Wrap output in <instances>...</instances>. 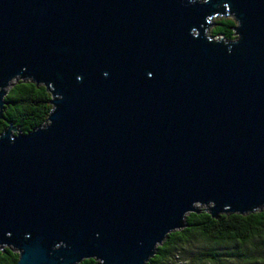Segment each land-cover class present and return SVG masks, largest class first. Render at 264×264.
<instances>
[{
    "label": "water",
    "instance_id": "95a60500",
    "mask_svg": "<svg viewBox=\"0 0 264 264\" xmlns=\"http://www.w3.org/2000/svg\"><path fill=\"white\" fill-rule=\"evenodd\" d=\"M17 78L50 108L0 133L15 264H145L199 205H264V0H0V106Z\"/></svg>",
    "mask_w": 264,
    "mask_h": 264
},
{
    "label": "trees",
    "instance_id": "16d2710c",
    "mask_svg": "<svg viewBox=\"0 0 264 264\" xmlns=\"http://www.w3.org/2000/svg\"><path fill=\"white\" fill-rule=\"evenodd\" d=\"M207 32L212 39L235 36L231 14H216ZM2 96L0 132L10 122L27 131L44 122L50 93L29 78L12 79ZM45 101V102H44ZM184 216V225L168 232L145 264H264V205L245 213L211 216L205 205ZM198 243L201 245L198 246ZM16 251L0 246V264H15ZM75 264H98L93 257Z\"/></svg>",
    "mask_w": 264,
    "mask_h": 264
},
{
    "label": "rangeland",
    "instance_id": "374dc122",
    "mask_svg": "<svg viewBox=\"0 0 264 264\" xmlns=\"http://www.w3.org/2000/svg\"><path fill=\"white\" fill-rule=\"evenodd\" d=\"M213 17H214V16L210 17V22H212V20H211V19H212ZM212 26H213V24H211V25H208V27H207V29H206V33L209 31V29H210ZM12 82H13V80H12ZM12 82H11V83H12ZM8 86H9V84H8V85H6V87H5V90L8 88ZM0 107H1V106H0ZM8 124H11V125H13V124H12V123H10V122H9ZM8 124H7V125H8ZM7 125H6V126H7ZM14 126H16V125H14ZM16 127H17V126H16ZM17 128H18V127H17ZM0 133H1V132H0ZM197 206H198V205H197ZM199 206L201 207V205H199ZM199 206H198V207H199ZM200 245H201V244H200V243H198V246H200ZM205 264H210V263H206V262H205Z\"/></svg>",
    "mask_w": 264,
    "mask_h": 264
}]
</instances>
